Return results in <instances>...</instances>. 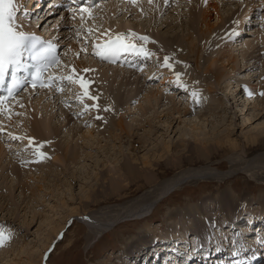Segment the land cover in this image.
<instances>
[{
  "label": "rangeland",
  "instance_id": "obj_1",
  "mask_svg": "<svg viewBox=\"0 0 264 264\" xmlns=\"http://www.w3.org/2000/svg\"><path fill=\"white\" fill-rule=\"evenodd\" d=\"M215 1L217 4L216 7L218 8L217 14H222V12L225 15L235 13L237 18L235 17L233 25L229 24L230 31L227 37L219 42V48H216L212 52H207L203 56L207 60L210 56L211 58L214 56V59H219L222 54L225 61L229 60L228 63L232 61L228 65H226V62L224 66L220 65V63L218 67L216 66L218 71L221 72L219 84L214 83L211 72H207L205 75L201 73L204 75H201L202 80L207 83L211 82V85L213 84L217 87L214 90L216 93L213 96L206 87L208 84L206 83L207 85L205 86V84L203 85L201 83L202 86H197L198 89L200 87L199 90L201 91L198 92V90H196L198 92L196 93L203 94L197 95V97L194 98L197 102L202 101L205 103L207 101V103H212V100H214V105L220 106L214 113H208L202 116L204 110L202 111L197 108L195 109L196 113L193 112L190 117L181 116L182 118L178 119L176 111H178V108L182 109L186 105L192 103L191 99L193 96L191 97L190 93L185 89H181L180 87L177 88L178 86L176 87L175 85L177 84L176 79L173 80L172 76L167 74L163 75L162 73V77L157 76L151 82H140L143 85L138 84L140 92L137 90L138 92L135 94L137 96H134L136 100L132 97V99L126 101V103H124L126 105L123 104L124 106H121L122 109L118 111V116H115L116 118L119 117L123 119L126 126L133 128L132 133H134V135H130L132 138L126 136L121 140H115L113 138L114 141L111 143L109 142L106 146L104 142L101 143V148L92 145L93 148H91V150L87 149L88 147H84L86 141L80 138L81 132L77 131L76 136L74 135V131L72 132V130H74L72 128L75 127L76 124H78V127H75L77 130L80 126V123L76 121L78 119H82V121H86L87 119V128L92 127V122L88 119L89 116L86 117L89 112L86 110L87 112L85 111V113L82 107L77 104V101H79L78 97L83 95V92L79 84L75 82H66L65 80L60 90L56 92L53 91L54 93L47 92L43 94V91H39V93L32 94L33 96L29 94L23 95L19 98L17 103L3 114V116H0V129H3L0 131V194L4 195V198H0V225L3 224L1 227L11 231V239L4 245H8V252L9 248L10 250H14V253L9 254L0 264H184V262H188L186 259H191L193 261L194 258L191 255L188 256V253H184L185 249H187L185 247L193 248L192 244H196V241H201L205 236L197 235L190 236L189 239H180V241H184L183 245L180 244L183 248L173 242V240H167L165 242L158 241L167 237L165 230L168 229V226H165L167 222L163 221V217L175 216L176 213L185 214L186 210H189L190 215H192L190 218L193 221L194 212L199 208V204L204 203L207 207L211 205V208H217L219 203H223L224 206L232 200L235 202L232 208H228L225 211L218 209V211L215 212V216L212 217V221H210V229L214 233L215 238L219 233H222L221 230H223L229 232L227 236L223 234L219 235V238L223 235L224 241L228 239L229 235L232 236V234L237 235V238H240V240L242 238L244 242H249L251 239L254 240V237H256V241H251L250 243L258 242L261 236L262 239H264V146H261V148H251V151L244 150L246 139L251 138L250 135L253 133V130L258 131L260 128L264 127V95H260L261 92H264V7L261 6L257 9L254 5V2H260L262 0ZM171 2L172 4L175 3V1ZM176 2L178 4H174L170 9L165 11H163V6L168 8L165 3H163V5L151 6L152 11H148L147 7L149 6H146L145 9L138 6L137 8L133 7L131 10H126L114 4L117 8L114 10L108 9L106 11L107 13L104 12L103 15L98 13L99 7L91 11V15H82L81 13L80 15H75V18H73L72 15L66 14V16L62 18L63 21L59 24V34H64L67 37L66 40L64 39L65 55L63 61H61V65L57 68L58 70L56 69L57 72L55 70L56 76L61 78L72 75L74 80L83 77L85 81L90 82L87 85V89L93 88L94 90L98 89V86H93V83H95V76L102 77L105 74V76L115 78V71L118 69L111 67V69H113L108 71L106 65L104 66L97 62L93 55L94 45L97 44L96 39L103 34L119 32L127 36V34L131 32L138 36H142L143 34H141L140 31H145L146 33L147 30L152 36L156 35L157 37L159 36V38H161V36H172L178 42H184L188 34L185 32L186 30H182L178 27L175 31L167 34L168 31L166 27L162 31L164 27L161 29V24L163 22L173 23L175 27L177 23L187 22L189 20L187 15L192 6H195V13L198 15L203 9L201 8L200 2L198 6H196V0H179ZM202 7H204V5ZM47 9L48 6L45 5L39 18H36L38 11L32 14L33 17L31 21H33L37 27L42 24L45 19V17L42 18V16L48 14V12H46ZM140 11L141 13H139ZM155 12L157 14H155ZM245 12H247L248 16L243 19ZM59 15H61V13H59ZM153 15L156 17H152ZM57 16L58 15H55L56 19L47 17V21L40 26L39 30L45 29L46 26L49 28H56L59 18ZM81 16L88 20V24L94 26L93 28L96 29V32L82 30V24L77 26L79 23L84 22ZM215 16L216 15L209 21L210 24L216 22ZM35 19H37V21ZM70 19H73L72 23ZM218 24L216 26H218ZM238 25L242 28L240 36L237 35L239 31L238 28H240ZM133 27L135 29H131ZM76 29H79V31L82 30L81 33L76 34V32H78ZM203 29L202 26H196L195 24V35L198 37L200 35L199 32L204 31ZM225 34H227V32ZM145 35L146 34L143 36ZM235 36L237 38H235ZM145 37L149 38L147 35ZM84 38L87 39V45L85 44ZM149 41L150 38L147 42L145 41V43L144 41L140 42H143L145 46L149 47ZM130 42L135 41L130 38ZM151 53L152 56L150 59L153 60L151 64L159 61L157 59L155 60L156 55L152 50ZM78 64L83 69H81ZM147 64H149V66ZM147 64L146 66L150 67V62H147ZM162 64L163 63H161V65ZM147 67L146 69L141 67L144 69L143 72H145V74L149 72ZM191 67L192 70L196 69L193 66H190V68ZM156 68H154L153 72ZM183 68L185 67L183 66ZM85 69L89 71H84ZM186 69L188 70L189 66L186 67ZM113 71L114 76L112 75ZM120 71L119 69L118 72ZM143 72L138 74L143 76ZM100 81L101 79H99V82ZM185 83L188 84V81L186 80ZM134 88L132 90H135ZM127 89L130 91L129 88ZM158 92L161 93V95H159L161 97L160 101L158 96H155ZM249 92H252L253 95L249 96ZM148 93L153 94L143 106V110L148 111H145L147 114H141V107L133 113V108L138 106V103H141L143 97ZM237 93L238 99L235 97ZM52 96H54V98L50 100ZM127 96L128 95L125 94L124 100L128 98ZM94 97L96 96L94 95ZM28 98L31 99L28 100ZM233 98H235L234 101ZM108 99L110 100V98ZM95 100L92 101L94 102ZM256 102L257 104H255ZM94 103L100 107L98 98ZM98 106L97 108H99ZM78 107L79 110L82 111L77 112V117L70 123L71 125L66 127L63 126L62 118L65 116L64 111H77ZM172 108H176L174 113L171 111L173 115L169 113L168 118L164 116L166 109ZM260 109H263V111H261L258 116L259 119L253 118ZM162 112L164 114L159 117L160 119L158 118L160 121L154 118L156 114H161ZM169 115L171 116L169 117ZM115 117L114 120H117L118 118L116 119ZM152 117L154 120L147 125L145 120H152ZM247 119H250V121ZM182 120L184 121L182 122ZM187 120H193V122L196 123H194L195 127L198 128L195 132L199 131V134L202 133L205 137H211L210 134L214 130L216 134H220L227 130L229 141L238 144L237 148L234 151L228 150L227 152H222L221 155L215 156L207 162L201 160L192 163V165L184 164L179 170L173 167L163 166V169L160 171L162 174H160V172H155V174L150 175L154 176L155 179L158 178L156 181L154 180L153 185L164 182L176 175L178 177H183V179L180 180L179 184H176L177 186L171 188V192L166 195L165 199L158 201L155 206L149 208L152 209L150 213L144 214L143 217L138 216L139 218H137V220L132 216L134 212H138L140 208L147 207L145 204H148H140L138 201L142 198V200L146 201L152 200L149 199L152 189L150 190L149 187H145L148 186L149 181L146 180L148 177L144 174L142 175L144 178L141 177L137 184L116 197L111 195L113 198L103 199L102 197H98L100 193H97L95 194L98 197H96V202L91 203V200H93L95 196L91 198V200L89 198V201L86 200L87 198L85 197L89 195L92 196L94 191L99 188L98 185L101 184L99 176L100 171L103 170V172L107 173L108 170H114L118 167V163L113 161L115 157L120 160L122 155H130L132 158L138 159L145 156L147 153L149 154L152 150L155 152L158 147H163L162 145H164V143L170 146L175 145L176 141H178L179 131L182 133L185 131L188 134L193 132L192 128L188 126L187 123L189 122H187ZM170 121L172 122L171 125L168 124ZM36 122L41 126L42 132L44 130L42 125L49 123L55 134L57 133V140L60 141L61 144L66 143L69 144L70 147L72 146L71 148L74 150L76 149L75 156L79 157L78 161L69 162L70 160H65L64 166L55 163L58 167L56 170L57 172L54 171V173L50 174V176L46 178L47 180H38L42 172L40 168L41 173H39L38 168H34L39 166L35 165L32 173L25 172L26 177H23L24 174L16 177L17 175H13L14 173L12 174L7 166L9 164L15 165V167L19 169L22 165L19 164L15 156L18 157V153L22 147L24 148V153H27L28 148H34L29 146L28 139H34V136L29 134L31 131L38 132L35 126ZM136 125L138 127L140 125L139 129ZM149 127L151 128L149 129ZM80 129L82 128L80 127ZM97 130L98 129H96V131ZM148 131L150 134L146 138L148 142L146 144L147 150L145 151L142 149L138 152L135 150L137 149V145L132 142L139 138L137 136H144V132ZM93 134L98 136V133ZM12 136L20 137L21 139H12ZM133 137H135V139ZM48 138L44 137L46 141L39 142V144L42 145L41 148L47 151L49 147L52 146V143L49 146L50 140H53V137L50 139ZM98 138L101 139V141L105 139L101 134H99ZM56 144L62 147L60 143L56 142ZM77 146H82L83 150H79ZM11 150H14L15 153ZM177 154L179 156L181 152H173L172 156L169 154L168 161L175 162L176 160L174 159H176ZM183 155L185 154H181L180 156L183 157ZM60 157H62V155H60ZM7 158L11 163L8 162L9 160ZM136 166L139 169L141 168L139 164H136ZM55 173L58 174V177L54 176ZM74 174L78 179L72 178ZM28 177L32 179L27 181L30 186L36 187L40 184L39 190L36 191L33 197L20 188L21 184H23L22 180ZM123 183L126 185L127 182ZM128 186L129 185H127V187ZM108 193L110 192L108 191ZM1 196L2 195H0V197ZM8 199L10 203L7 201ZM126 203L129 205H127L128 209L133 208L130 210L131 213L125 212L126 210H124L123 213H114L118 214V224L116 223L108 228V231L104 233L103 236H99L100 238L94 244L93 242L88 243L86 236L89 233V227L85 223V221H87L85 216L89 215L92 219H94V217L101 219V212L105 214L111 209H123L122 207H125ZM16 210H18V212H15ZM94 213H96L97 216L94 215ZM168 213L171 215L168 216ZM109 214H107L106 217H109ZM90 215L94 216L92 217ZM196 216H201V214H197ZM220 216L228 217V220H232L233 217L234 219L239 217V220H234L231 224L228 221H225L226 223L223 222L225 224L222 222L221 224L220 222L215 223L214 220L216 219L213 218L219 219ZM182 217L183 216L179 218L183 220ZM197 217L195 219H197ZM103 219L106 220L105 217H102V220ZM209 220V218H206L207 224ZM172 221L169 220V222ZM163 223H165V225ZM179 226H181V224ZM221 227H223V229H221ZM231 228H235V230ZM178 231L179 230L175 229V232L180 234L181 232ZM188 235L190 234L186 233L187 237ZM150 241H154L153 245L155 249L152 250L149 248V250H147L148 248H146L145 250V248L141 247V245L148 242L150 243ZM209 243L210 241L207 240V244L204 246H208ZM214 243L218 245V243ZM133 245H139L145 255L139 257V259H132L131 256L128 257L127 255L130 252L129 249ZM258 247L260 248L261 246L258 245ZM202 248L203 246L198 249L200 250ZM170 249H172V251L176 250V252L180 251L181 258L175 259L176 261L174 262H164L174 257V255H169L171 252ZM204 250H206V248ZM201 251L202 250H200V252ZM188 252L190 253V249ZM131 253L133 254V251H131ZM198 257L201 258V256ZM182 259L184 262H182Z\"/></svg>",
  "mask_w": 264,
  "mask_h": 264
},
{
  "label": "bare ground",
  "instance_id": "obj_2",
  "mask_svg": "<svg viewBox=\"0 0 264 264\" xmlns=\"http://www.w3.org/2000/svg\"><path fill=\"white\" fill-rule=\"evenodd\" d=\"M23 1L24 0H19L20 4L23 3ZM26 1L29 2L28 5H30L31 2L35 1L36 2L35 3L36 10L40 9V7H41V6H39V0H26ZM196 1H197L196 6H198V4L200 2L201 8L203 9L202 12L199 13V15L195 13V6H192L190 8V12L187 15L189 17V20L187 19L188 20L187 22L183 20L184 22H179V23H177V25L175 23V25H176L175 27H174L173 23L163 22L161 24V26H162L161 29L164 27L162 29V31L166 27V29L168 31L167 34H169V32L175 31L176 29H178V27H180L182 30L183 29L186 30L185 32H187L188 34L186 36L187 39L184 42L183 41L178 42L172 36H163V37L161 36V38H159V36L157 37L156 35H154V36L150 35V33H148L149 31H147V30H146V33H145V31H140L141 34H143V35L146 34L150 38L149 42H150V46H151L152 49L150 48V46L149 47L147 46L146 48L144 47V49L147 50L149 53H151V50H152L155 53L156 57H157V58L155 57V60L156 59L159 60V61H156V63L153 62V64H151L152 61H153V60L150 59L151 57L149 59H144V60H147L146 62H144V60H142L143 58H141L139 56H135L133 58V61L138 63V67L141 66L142 68L144 67V69H146V67H147V66H145L147 64V62H150V67H147V70L149 71L147 74H145V72H143L144 75L142 76V75H139L138 73L134 74L135 72L133 73V71H129V70H125V69H120L121 71L118 72V70H119L118 69L116 71L114 70L115 74H116L115 78H112L111 76L110 77L109 76H105V74H104V76L101 75L102 77L95 76V83H93V86L94 87L98 86V89L94 90L93 88H89L87 90H88V93H89L90 96H92V95L94 96L95 95L98 98L100 107L97 104L96 105L99 108L91 107L92 104H95L94 102L97 99L93 102L91 99H88L87 97H84L83 95H81L83 97L79 96V97L82 98V100L79 99V101H77V104H79V106L82 107V110H84V112L86 111L85 108H84V105H88L89 106L87 108V111L89 112V114L88 115L86 114L87 115L86 117L89 116L88 119H89V121L92 122V125H91L92 127L91 128H87L88 127V125H87L88 120L86 118H85L86 121H84V120L82 121V119H80L81 121L79 119L78 120L75 119L76 121H78L80 123V126H79V128L77 130V128H75V127L78 124H76V126L72 128V129H74V130H72V132L74 131V133H75L74 135L75 136L77 134V131L81 132L80 138H82L83 141L84 140L86 141L84 143V147L86 146V148L88 147L87 149L91 150V148H93L92 145H95L97 147L99 146L101 148V145H102L101 143H103V142L105 143L104 145L106 146L109 142L110 143L113 142L114 139L115 140H121L125 136L132 138V136H130V135H134V133H132V129L133 128L132 127L130 128V127L126 126L124 124L123 119H121L119 117H117L118 118L117 119L115 116H118L117 115L118 111H120V109H122L121 106L124 103H126V101H129V99H132V97L135 98L137 96L135 94H136V92L139 91L138 84L140 85L143 82H146V83L147 82H151V81H153L155 79V77L161 76L162 73H163V75L167 74L169 76H172L173 80L176 79V83H177L176 74L179 73L180 74L179 83H177L175 85H176V87L178 86L177 88L180 87L181 89H185L186 91H188L190 93V95L193 92H197L196 90H198V92L201 91V90H199L200 87L198 89L197 86H199V85L202 86L201 85V83H202L203 85L205 84V86L208 84L209 87L208 86H206V87L208 88V91L211 92V94L214 96V94L216 93V91H214V90L217 87H215V85H213V84L211 85L210 84L211 82L207 83L206 81L202 80L201 79L202 78L201 75L202 74L205 75V74H207V72H211V74L213 76V79H214V83L215 84H219V80H220V77H221V72H219L218 69H217L218 64L220 63V65L224 66V64L226 62H227L226 65H228L232 61L230 63H228L229 60L225 61V58H224V56H222V54L220 55L219 59H217V58L214 59V56L212 58L210 56L208 58V60H207L203 56H204L205 53L210 52V51L212 52L216 48H219V45H220L219 42H221V40L223 38L227 37L228 32L230 31L229 24L233 25V22H235V17L237 15L235 13H232V14L230 13V14L225 15L223 12H222L223 15L221 13L217 14L216 12H217L218 8L216 7L217 4H216L215 0H201V1L196 0ZM163 3H165V0L145 2V4H139V5L138 4H134V5H132V7L135 6V8H137L138 6L139 7L141 6L140 8L145 9L146 6H149V7H147V9H148V11H150L152 9L151 6L153 7V5H156V4L157 5H160V4L163 5ZM176 3L177 2H175L174 4H176ZM114 4L115 3H110V2L109 3H105L99 9L98 13H101L103 15V13L106 12L108 9L114 10L115 8H117V6H118L117 4L118 3H116L117 6H115ZM33 5L34 4H32L31 6H33ZM203 5H204V7H202ZM119 7L123 8V9L125 8L126 10L128 9L127 8L128 6L124 5V4L119 6ZM50 8H52V6ZM167 9H170V8H166L165 6H163V11H165ZM118 11H119V9H118ZM142 12H144V11H142ZM161 12H162V10H161ZM139 13H141V11ZM123 14H126V13H123ZM155 14H157V13L155 12ZM214 15H216L215 16L216 17V19H215L216 22L214 24H210L209 21L214 17ZM152 17L155 18L156 16L153 15ZM157 17H158V15H157ZM185 18H186V16H185ZM101 19H103V18H101ZM182 19H183V17H182ZM243 19H244V17H243ZM44 22L45 21H43L42 23H44ZM195 24H196V26L199 25L200 27L202 26L204 28L203 29L204 31L199 32L200 35L198 37L195 35V30H194ZM217 24H218V26H216ZM238 26L240 27V25H238ZM131 29H135V28L133 27ZM238 29H239V32H240L242 28L240 27ZM226 32H227V34H225ZM113 34H121V33L117 32V33H113ZM193 36H195V37H193ZM149 38H148V40H149ZM54 39H57V38L54 37ZM133 40L135 42H138L135 39H133ZM181 40H183V39H181ZM56 42L58 43V40ZM144 43H145V41H144ZM138 44H141V43L138 42ZM154 53H153V55H154ZM261 56H262V54H261ZM165 57L168 58L169 64L171 65V68H168V67L164 66ZM161 63H163V64L161 65ZM147 65L149 66V64H147ZM183 66L185 68H183ZM188 66H189V69L187 70L186 67H188ZM190 66H193L196 69L192 70V67L190 68ZM79 67H80V65H79ZM80 68L83 69L82 67H80ZM80 68H78V69H80ZM106 68H108V71L113 69V68L111 69V67L107 66V65H106ZM154 68H156V70L153 72ZM149 69H151V70H149ZM122 70H124V71H122ZM114 71H113V74H112L113 76H114ZM199 71H200V73H199ZM204 75H202V76H204ZM99 79H101L100 82H99ZM60 80H61V78H60ZM186 80L188 81V84L185 83ZM66 82H67V80H66ZM140 82H142V83H140ZM181 85H183V86H181ZM127 88H129L130 91H128ZM133 88L135 90H132ZM39 91L42 92V91H45V90H39ZM39 91H33V92H27V93L29 95H32V94H36L35 92H39ZM131 91H134V92H131ZM132 93H134V94H132ZM125 94L128 95L127 96L128 98L127 99L125 98V100H124ZM152 94L153 93H148L147 95H145L143 97L141 103L139 102L138 106L133 108V113H135L134 111L141 107L140 108V110H142L141 114H145L146 113L145 111H147V110H143L144 103L148 102V99H150V96L152 97ZM200 94H203V93H200ZM200 94H198V95H200ZM159 95H161V93L158 92L155 96H158L159 101H160L161 97ZM212 95H211V98H212ZM21 96H19L18 98H20ZM209 96H210V94H209ZM237 96H238V93L235 95V97L238 99ZM28 97H31V96H28ZM191 97H192V95H191ZM18 98L16 99L15 102L9 103L5 107V109L10 108L15 103H17L18 102ZM108 98H110V100ZM195 98L193 97L191 99L192 103H190L188 105L185 104L186 106L184 108H182V109L178 108V111H176V108L166 109L164 116H166L168 118V114L169 113L172 114V113H174V111H176L178 119H181L182 117H185V116L186 117H190V115H192L193 112H195V109H197V108H199L202 111L204 110V112H203L204 114H202V116H203V115H207L208 113L209 114L214 113L220 107V106L214 105V102H213L214 100H212V103L211 102L207 103L208 101L205 103V102H202V101L197 102V100ZM30 99L28 98V100H30ZM168 99H170V98H168ZM197 99H199V98H197ZM28 100H26V101H28ZM135 100H136V98H135ZM234 100H235V98H233V101ZM142 102H143V105H142ZM255 104H257V102ZM124 105H126V104H124ZM74 107H75V105H74ZM105 109H107V111ZM82 110H79V107H78L77 111H73V110L71 112L64 111V113H65L64 115L65 116H64V118H62L63 126L66 127V126L71 125L70 123L72 121H74V118L77 117V112L78 111H82ZM130 110H132V109H130ZM171 111H172V113H171ZM261 111H263V109H260L257 112V114L255 113L256 115L253 116V118H258V116L260 115ZM162 114H164V113L162 112L161 114H156V117H154V116L153 117L157 118V120H159L160 119L159 117ZM84 116H85V114H84ZM84 116H82V117H84ZM170 116L171 115H169V117ZM97 117H100V119H97ZM114 117L117 120H114ZM153 117H152V120L151 119H147V120L144 119L145 123L148 125L151 121L154 120ZM184 120H182V122ZM247 120L250 121V119H247ZM141 122H142V120H141ZM187 122H189L187 124H188L189 127L192 128L193 132L191 134H188L185 131L183 133L179 131L178 141H176L175 145L170 146V145H166L164 143V145H162L163 147H161V148L158 147V149L155 152H153V150H152V151H150L149 154L147 153L145 156L140 157L138 159L137 158H132L130 155L129 156H123L122 155L120 160L115 157L114 158L115 160H113V161L118 163V167L115 168L114 170H108L107 173L103 172V170L100 171V175L99 176H100V179H101V184L98 185L99 188L94 191V194H92V196L89 195V196L85 197V198H87L86 200L89 201V198L91 200V198H93L95 196V198L93 200H91V203H94V202L97 201L98 197H102L103 199L113 198V197H111V195H114L116 197V196L120 195L122 192H125L126 190L130 189V187H133L135 184H137V182L140 181L141 177L144 178V176H142L144 174L145 176L148 177L147 179L146 178L145 179L149 181L148 182V186H145V187H149L150 190L152 189L151 195L150 196L148 195L149 199H152V200L146 201V200H142L143 199L142 198L141 200L138 201V203H140V204H144V203H148V204H145V206H147V207L142 208V209L140 208V210L138 212H134V214L132 213L133 215L131 214L137 220V218H139L138 216L143 217L144 214L150 213V211L152 209H149V208H152L153 206H155L158 201H160V200L162 201L163 199H165L166 195H168L171 192L170 191L171 188L174 187V186H177L176 184H179L180 180L183 179V177H178L176 175V176H173L170 179H167L164 182L156 183V185H153L154 184V180L156 181L158 178L156 177L157 179H155L154 176H150V175L155 174V172H160L163 169V166L164 167H166V166L173 167L176 170H179L180 167L184 166V164L192 165V163H194L196 161H201V160L207 162L208 160H211V158H214L215 156L221 155L222 152H227L228 150L229 151H234L237 148V146H238V144H235V143L229 141L230 139L228 138L229 135L227 133L228 132L227 130L223 131L220 134L219 133L216 134L215 130H214L210 134L211 137H205L202 133L199 134V131L195 132V130H197L198 128L195 127L196 123L193 122V120L192 121L187 120ZM168 124L171 125L172 122L170 121V122H168ZM35 126L37 127L36 129L38 130V132L37 131H34V132L31 131L29 133L32 136H34L33 146H31V148L32 147H34V148H32V149L28 148L29 150L27 149V153L26 152L24 153V151H23L24 148L22 147V149H20V152L19 153L17 152L18 153V157L15 156L18 159L19 164L22 165V166L19 167V169H17L15 167V165H11V164L7 165L9 167V170L11 171V173L12 174L14 173L13 175H17L16 177H19V176H22L21 174H24L23 177H26L25 172L32 173L33 172V168L36 165V166H39V167H35L34 169H37V168L39 169L40 168L41 172H42L41 173L40 169H39V173H41V175H39L40 177H39L38 180H47L46 178L49 177L50 174L54 173V171L57 170V168H58L57 165L58 164L64 166V163L66 162L65 160H67V161L70 160L69 162L76 161V160L78 161L79 157L75 156V153H76L75 150L76 149L74 150L73 148H71L72 146L70 147L69 144H66V143H62L61 144V142L57 140V138H58L57 135H56L57 133L55 134L54 130L51 129L49 123L42 125L44 127L43 128L44 129L43 132L41 131L42 130L41 126L37 122L35 123ZM143 126H144V124H143ZM80 127L82 129H80ZM136 127H138V126L136 125ZM139 127H140V125H139ZM139 127H138V129H139ZM85 128H87V129H85ZM150 128L151 127H149V129ZM96 129H98V130L96 131ZM149 131H152V130H149ZM149 131L148 132H144V136H137L139 138L136 141L132 142L133 144L137 145L136 146L137 149H135V148L134 149L137 150L138 152H140L142 149H144L145 151L147 150L146 144L148 142L146 141V138L150 134ZM93 133H98L97 134L98 136H95ZM99 134H101L102 136L105 137V139L103 141H101V139L98 138ZM68 136H69V134H68ZM199 136L202 137V138H200ZM250 136H251V138L246 139V143L244 145V150L245 151H251V148H254V147L261 148V146H264V127L260 128L258 131L253 130V133ZM44 137L48 138V139L53 137V140L52 139L50 140L51 142L47 140L48 142H50L49 146L51 145V143H52V146L49 147L48 151L45 150L44 148H41V147L38 149L39 152H42V153L46 154V158L39 159V162H37L38 161V157L36 155H34L33 153H34V150H36V146L40 145L39 144L40 141H43V142L46 141V139H44ZM135 137H133V138L135 139ZM55 140H57V141H55ZM56 142L60 143L61 144L60 146H62V147H59V144H56ZM226 143H228V144H226ZM77 147H79V146H77ZM80 149L83 150V147L80 146L79 150ZM102 149H103V147H102ZM154 149H155V147H154ZM12 152L15 153L14 150ZM138 152H136V153H138ZM173 152H178V153L181 152V154H185V155H183V157H182V156H180L181 154H179V156L177 154L176 159H174L176 161L175 162H169L168 161L169 160V154L172 156ZM83 153H84V151H83ZM10 154H12V153H10ZM60 155H62V157H60ZM21 161H22V163H21ZM118 161H120L121 163L118 162ZM8 162L11 163L10 160ZM136 164L141 165V168L139 169L136 166ZM159 165H160V168H159ZM146 172H147V174H146ZM160 174H162V173L160 172ZM54 176L58 177V174L55 173ZM72 178L78 179L77 176H75V174L72 175ZM29 180H32V179H30L29 177L28 178H24L22 180L23 184H21L20 188H22V191L25 190L27 193L30 194L31 197H33L35 195L36 191L39 190L40 184L37 185L36 187L35 186L34 187L30 186V184L27 183V181H29ZM123 182H127L126 185H124L125 183H123ZM127 185H129V186L127 187ZM108 191L110 193H108ZM97 193H100V194H98V197H97V195H95ZM0 195H2L0 197L1 199L4 198L3 194H0ZM108 196H110V197H108ZM3 200H5V199H3ZM7 201L9 202V199ZM143 201H146V202H143ZM62 205H63V203H62ZM125 205L127 206L128 204L126 203ZM234 205H235L234 200L230 201L229 203H227L224 206H223V203H219L217 208L216 207L215 208L214 207L211 208V205L207 207L204 203L199 204L198 205L199 208H197V210H195V212H194V214H195L194 216L195 217L193 216V221L190 218V216L192 217V215H190V211L189 210H186L185 214L184 213H181V214L172 213V214H175V216H169L171 214L168 213L169 217H167V216H165L166 218L163 217L164 218L163 221L167 222L166 225H165V223H163V224L166 227L168 226V229L165 230V232L167 233V237H165L163 239H160L158 241L165 242L167 240H173V242H175L181 248H183L182 245L184 243V241H183L184 239H186V238L189 239L190 236H197V235L198 236H207L208 237L207 240L210 241V243H209L208 246H203V248L200 249L203 252L202 251L200 252V250L198 248L201 247V246H198V244L196 242V244H194V243L192 244L193 248H188V247L184 246L185 248H187V249H185L184 253H188V251L190 249V251H191L190 255L194 257L193 260L196 261L198 259V261H200V264H202V262L207 264V262L211 261V260H212V262H216V263L218 262L217 264H219V263H223L224 262L223 259L226 260L225 264H230V262H227V260L231 261V259H232V255H231L232 254V250L237 251L236 247H235L236 245L234 243L231 245V242H229L228 240H225V242H226L225 246H218L219 244L224 245L223 244L224 243V239H223L222 236L223 235L227 236V234L229 232L221 230L222 233H219L217 235V237L215 238L214 233L210 229V221H212V217L215 216V212H217L218 209H222V211H225L228 208L229 209L232 208V206H234ZM126 206L125 207L123 206L122 207L123 209H120V210L119 209H117V210L111 209V210H109V212H107L105 214H103L101 212L100 215L102 217H105L106 220L105 219L102 220V217H101V219L95 218V217H94V219H92L91 217H89V215L85 216V218H87V221H85L84 219L83 220L85 221L86 225L89 227V233H88L89 236L88 235L86 236L87 242L88 243L93 242V244H94L100 238L99 236H103V234L108 231V228H110L111 226L115 225L119 221L117 219V215L118 214H114V213H118V212L119 213H123L124 210H126L125 212H130L131 213L130 210H132L133 208L128 209L129 205L127 207ZM198 206H196V207H198ZM222 211H221V213H222ZM15 212H18V210H16ZM183 212H185V211H183ZM111 213H113V214H111ZM107 214H109V217H106ZM197 214H201V216L197 217L196 216ZM94 215H96V213H94ZM94 215H90V216L93 217ZM181 216H183L182 217L183 220H181L179 218ZM126 217H128V216H126ZM196 217H197V219H195ZM88 218H89V220H88ZM206 218L210 219L208 224L206 222ZM213 219H216V220H214L215 223L220 222V224H221V222L223 223L225 221L226 222L228 221L231 224L232 222H234V220L238 221L239 217H237L235 219L233 217L232 220H228V217L226 218V217H223V216H220L219 219H217V218H213ZM169 220L170 221L173 220V221L169 222ZM225 223H223V224H225ZM180 224H181V226H179ZM2 225H0V227ZM175 229L179 230L178 232H181V233L177 234V232H175ZM221 229H223V227H221ZM232 230H235V228H233ZM186 233H189L190 235H188V237H187ZM215 234H217V233H215ZM220 234H223V235L219 238ZM182 238H183V240L180 241V239H182ZM260 238H259V241L257 242V244L261 246L259 249L264 250V241H263L264 239H262V236ZM230 239L234 240L236 238H233V236H232ZM214 240H215L216 243H218V245L213 244ZM239 241H242V238H241V240H240V238L237 239V242H239ZM254 241H256V240H254ZM153 242L154 241H152V242L150 241V243L149 242L145 243L144 245H141V247L145 248V250H146V248H148L147 250H149V248H151L153 250V249H155V246L153 245ZM243 243H244V241H243ZM180 244H182V245H180ZM7 246H8L7 244L3 245V246H0V262L2 260H4V258H7V256H9V254L14 253V250H10V248H9V252H8L7 251ZM249 246L250 245H248L247 247H249ZM205 248H206V250H204ZM247 249H249V248H247ZM228 250H231V251H228ZM129 251L130 252L128 253L127 256L128 257L131 256L132 259L133 258L134 259H139V257L145 255V253L142 251V248H140L139 245L131 246ZM131 251H133V254L131 253ZM212 252H213V254H211ZM140 253H143V254H140ZM197 255L201 256V258H199ZM186 260H188L189 263H190V261L192 262L191 259H186ZM178 261H180V260H178ZM163 264H167V263H163Z\"/></svg>",
  "mask_w": 264,
  "mask_h": 264
},
{
  "label": "snow or ice",
  "instance_id": "obj_3",
  "mask_svg": "<svg viewBox=\"0 0 264 264\" xmlns=\"http://www.w3.org/2000/svg\"><path fill=\"white\" fill-rule=\"evenodd\" d=\"M78 0H72V3H77ZM133 4L136 3V0H131ZM151 2V0H149ZM165 3H168V0H165ZM16 4V0H0V81H2L3 76L8 72L9 68L12 71V88L9 89V94L11 95L12 89L19 87L22 83V80L17 79L16 73L20 72L22 69L26 67L21 63V57L26 54H31V59L43 62V68L47 69L52 63H57L53 57L54 46L52 44H48L46 47H37L39 40L34 35L23 31L20 29V25L17 23V19L15 16L16 9L14 5ZM75 12V10H71ZM81 13H85L88 11L87 7H81L79 9ZM75 18V17H73ZM83 20V16H81ZM87 31L91 32L92 29H88ZM130 38L147 41L148 38L145 36H138L135 33H128L125 36L123 33L116 35L113 38L107 39L100 44L94 45V54L101 59H109L112 57L118 56L120 53H132L136 56L142 57L143 59H149L151 57V53L143 48V46L138 47L135 43L130 42ZM164 66L171 68L169 64L168 58L164 59ZM75 71V70H73ZM84 71H89L85 69ZM177 83H179L180 74L177 73ZM39 79V70L36 73H33V80ZM53 79V78H49ZM61 79L67 80L69 82L78 83L80 88L82 89L83 96L88 99L95 100L97 99L94 96H90L87 90V85L90 82L84 80L81 77L78 80H74L72 75L64 76ZM35 87V83H33ZM42 87H49V84L42 83ZM183 86V85H181ZM59 91L60 89L57 88ZM193 97H197V93L193 92L191 94ZM249 96H252L253 93L249 92ZM260 95H264V92H261ZM81 99V97H78ZM89 106L84 105L85 110H87ZM91 107H97L96 104H92ZM107 111V109H105ZM100 119V117H97ZM3 129H0L2 131ZM12 139H21L20 137L12 136ZM29 146H33V139H28ZM42 147V145H37L36 150H34V155L39 159L46 158V154L39 152L38 149ZM12 233L10 230H7L3 227H0V246H3L7 241L11 239Z\"/></svg>",
  "mask_w": 264,
  "mask_h": 264
}]
</instances>
